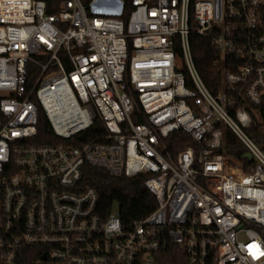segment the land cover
<instances>
[{"label": "built area", "instance_id": "2783aa9c", "mask_svg": "<svg viewBox=\"0 0 264 264\" xmlns=\"http://www.w3.org/2000/svg\"><path fill=\"white\" fill-rule=\"evenodd\" d=\"M190 34L219 53L216 94ZM40 111L60 142H36ZM96 117L103 134L64 143ZM258 124L264 0H0V264H160L170 248L180 264H264ZM176 133L191 144L174 153ZM86 165L143 175L154 208L100 212Z\"/></svg>", "mask_w": 264, "mask_h": 264}, {"label": "trees", "instance_id": "16d2710c", "mask_svg": "<svg viewBox=\"0 0 264 264\" xmlns=\"http://www.w3.org/2000/svg\"><path fill=\"white\" fill-rule=\"evenodd\" d=\"M189 44L194 65L202 81L211 93L216 94L220 89V72L222 69L219 53L212 46L209 38L197 34H190ZM176 47L177 51H179V42H176ZM31 72H33V68L28 67V73L30 74ZM38 118L36 142H60L53 135L48 121L41 111ZM103 132L102 122L99 117H96L90 129L76 135L72 139L65 140L64 143L78 145L103 134ZM246 132L264 150V125H251ZM188 144H191V141L187 137L181 133H176L169 143V148L176 153ZM225 145L226 152L237 158L244 151V147L237 140L229 137L228 133L226 134ZM143 180V175L135 177L112 176L89 165L83 168L82 173V184L94 187L97 190V210L105 214L111 210L113 204H116V210L123 222L142 218L154 208V197L143 185ZM160 264H180L177 252L173 248L165 251L161 255Z\"/></svg>", "mask_w": 264, "mask_h": 264}, {"label": "water", "instance_id": "95a60500", "mask_svg": "<svg viewBox=\"0 0 264 264\" xmlns=\"http://www.w3.org/2000/svg\"><path fill=\"white\" fill-rule=\"evenodd\" d=\"M228 136H229V137H232V134H229ZM239 158H241V159L251 160V154H250L248 151H245V150H244V151L240 154Z\"/></svg>", "mask_w": 264, "mask_h": 264}, {"label": "rangeland", "instance_id": "374dc122", "mask_svg": "<svg viewBox=\"0 0 264 264\" xmlns=\"http://www.w3.org/2000/svg\"><path fill=\"white\" fill-rule=\"evenodd\" d=\"M116 209H117L116 204H113L111 210H112V211H115Z\"/></svg>", "mask_w": 264, "mask_h": 264}]
</instances>
